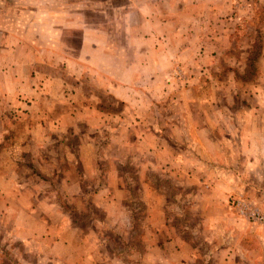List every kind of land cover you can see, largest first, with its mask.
<instances>
[{
	"label": "crops",
	"instance_id": "1",
	"mask_svg": "<svg viewBox=\"0 0 264 264\" xmlns=\"http://www.w3.org/2000/svg\"><path fill=\"white\" fill-rule=\"evenodd\" d=\"M16 3V0L13 3L0 0L3 8L0 24L10 19L15 24L13 29L0 26V264H110L112 257L97 231L102 230L103 223L97 222L90 228L91 233L82 235L75 221L66 218L67 211L57 206L54 199L61 195L66 200L77 198L78 211L87 212L83 207L85 192L82 187L85 182H93L97 186L91 201L94 199L95 205L105 210L108 218L122 211L132 218L130 209L119 198H114L115 193L121 194L117 180L118 159L108 161V165H115L107 179L112 188L102 194L105 186H98L105 164L101 149L109 143L104 145L94 136L101 134L100 115L85 107L83 94L78 88L73 94L63 76H46L44 71L38 72L37 66L44 63L62 72L67 62L64 58L77 55L80 72L76 80L87 85L88 82H83L85 71L82 70L100 68L103 63H98L100 56L96 58V55L114 52L129 58L119 66L121 69L145 71L140 76L142 84H149L152 77L158 78L169 70L174 58L190 70L202 68L194 62L197 55L205 58L203 70L212 65L207 59L211 61L217 55H224L228 65L243 66V60H235V52H230L231 46L219 48L217 42L224 38L234 39L241 31L240 21L254 22L256 10L264 6V0H33V7L37 3L36 8L41 5L37 11L33 8V13L41 11L44 4L47 20L54 24L51 29H41L46 30L45 34L34 29L32 44L23 40L30 34L19 28L23 21L16 13L20 16L22 8ZM119 22L127 33L123 40L117 31ZM262 30L258 29L259 37L264 36ZM256 32L253 28V37ZM45 36L57 38L45 47L53 49L56 56L62 55L61 62H57L58 69L45 62L50 61L46 55L50 50L37 44ZM262 45L258 61L264 58V40ZM250 48L249 45L245 52ZM236 50L239 55L244 53L241 46ZM89 55L93 57L92 65L87 60ZM132 80H125L122 88L111 86L113 95L125 102L138 100L132 89L124 88L126 84L136 83ZM227 80L229 86L234 84L231 76ZM110 82L119 83L112 79ZM249 95L253 104L243 101L244 105L234 112H204V127L195 123L180 124V118L186 117L181 110L163 115L162 121L169 119L166 128L155 129L157 123L153 117L157 112L150 109L155 104L144 98L136 102L142 105L141 111L139 106L135 114L128 111L131 122L124 132L129 140L125 138L123 143L117 144V149L126 150L127 159L131 160L132 155L138 156L132 160L143 159V166H148V161L155 156L153 169L159 165L160 170L167 167L169 173L160 172L159 178L195 190L197 205L192 202L190 192L185 195L186 203L199 208L208 233L206 240H211V233H223L221 243L224 245L219 248V255L198 256L193 249L188 254L182 253L185 245L182 237L173 234L160 241L156 232V240H147L144 244L147 252L143 263L256 264L264 261V254L250 253L238 243L235 250L225 243L226 235L230 237L232 223L226 214L230 211L228 198L246 197L254 205L264 207V94L257 93L254 85ZM27 164L36 167L39 176L31 179V175H26L31 169ZM203 164L205 170L199 168ZM67 167L78 168L77 177L62 176L64 170L59 175L58 172ZM59 181L65 183L64 188L53 186ZM144 185L150 191L148 185ZM147 191L144 200L148 201ZM116 204L121 205V211ZM150 205L158 221L157 224L152 221V226L170 227L165 210ZM213 221L225 224L222 222L221 229L214 228V224L210 226ZM245 227V223L238 222V231ZM245 235L246 232L240 231L237 240L241 241Z\"/></svg>",
	"mask_w": 264,
	"mask_h": 264
},
{
	"label": "rangeland",
	"instance_id": "2",
	"mask_svg": "<svg viewBox=\"0 0 264 264\" xmlns=\"http://www.w3.org/2000/svg\"><path fill=\"white\" fill-rule=\"evenodd\" d=\"M16 1V4H19L22 8L20 16L16 13L17 17H21V21H23L22 25H19V28H21L24 33L27 32L30 34L23 37V40L32 44L34 36L31 34H34V29H38L39 31H42L40 33L45 34L46 30L43 31L41 29H48L49 27V29H51L54 23L47 20V15H45L46 7L44 4L42 5V10L37 13L35 11H37V8L39 9L41 5L36 8L37 3L33 7V0ZM7 2L13 3V0H7ZM33 8L35 10L34 13ZM73 10H76V8L73 7ZM0 11H3L1 6ZM75 12H77V10ZM9 15H13L12 10L9 11ZM250 23H252V25ZM239 25L240 26L238 28L241 31L239 34H236L234 39L224 38L222 41L217 42V46L219 48H226L227 46L235 48L233 50L230 47V52H235V60H243V66L240 65L236 67V64L228 65L225 63L226 57L224 55H217L214 56L211 61L207 59V63L210 62L212 65H208L207 69L203 70L204 68L202 65L203 63H206L204 60L205 58L202 55H197L194 62H196V66H201L202 68H191L190 70L185 63H182L181 61L179 62L178 59L174 58V63L170 62L169 70L159 75L158 78H156V75L152 77L149 84H142L140 76L144 74L145 71L139 69H121L120 67L127 63L129 58H127V55L121 54V52H114L106 55H96V58L97 56H100L98 58V60L100 59L98 63H103L100 68L97 67V69L94 70L93 68H89L92 69V71L82 70L83 72L85 71L83 75V82H88V85L80 84L76 80L80 72V67H78L79 61H77L76 58L77 55L64 58V61L67 60V62H64L66 67H63L62 72L54 70L49 66L47 67L44 63L40 67L37 66L38 72L39 70L42 72L44 71L46 76H63L65 82L70 86L68 89L71 90L73 94L78 92L76 88L81 91H79V93H82L85 97V107L89 110L95 111L93 113L97 116L100 115L101 119L99 128L101 129V134H94V136L98 137L99 140L102 141V144L105 145L109 143L108 145L110 146L101 149V156L105 159V164L102 166L104 172L101 174V181L98 186L100 187L102 184L105 186L103 188L105 190L102 194H106L107 192L105 191H110L112 188L109 185V180L107 182V179L111 177V172L114 170L115 165H108V161L118 159L117 166H119V172L117 173V180L118 188L121 191V194L115 193L114 198H119V200L122 201V204L130 209L132 218L126 217L125 212L123 211L121 213H114L108 218L105 210L97 207L94 199L91 201V197H93V190L97 186V184L93 182H85L84 186H87L86 189L82 185V189L85 192L83 207L87 209V212L78 211L79 199L77 198L66 200L65 198H62L61 195L55 197L54 199L57 206L62 208L64 211H67L66 218L68 220L72 219L75 221L76 226L80 228L78 230L82 235H87L88 232L91 233L90 228H94L97 222L101 221L103 223L102 230L97 229V231L101 233L103 242H105L108 248V251L106 250V252L110 257H112V260L109 262L110 264H113V260L114 264H145L142 262V258L147 252L144 244L147 240H156V238H154L156 232L158 236L157 239L160 241L173 236V234L178 237H182L181 239L185 243L184 247H182L183 254H188L190 249H193L195 255L198 256L219 255V248L224 245L221 243L223 233L221 231L211 233L212 236L209 235L212 237L211 240H206V238H208V233L207 229L204 227V220L201 215H199V208L195 206L197 205V197L195 198L193 195L195 190L190 189L188 186H176L175 182H169L170 179L159 178V173L163 171L168 173V169L166 167L160 170L159 165H156L153 169V165L156 164L155 156L154 158L152 156V159L148 161V166H143L142 164L145 162L143 159L139 161L132 160L137 159L138 157H133V155L131 156V160L127 159L128 152L123 149H117V144L120 145V143H123L125 138L127 141L129 140V136H127L126 132H124L127 124L131 122L128 111L132 114L134 111L138 110V106L139 111H141L140 106L142 105H140V103L137 104L136 102L141 101L142 98L150 100L155 104V107H150L152 111L157 112L153 117L157 123V127L154 125L155 129L160 127L164 129L166 128L165 124H168L167 121H169V119H164V121H162L163 115H167L168 112H181L182 110L186 117L182 116L180 118V124L184 123L186 126L188 123H195L196 125L204 127V112L208 113L210 110L234 112V110H237L238 107L244 105L243 101H249L250 104H253L249 93L253 90L254 85H256L257 93L261 92V94H264V58H261L260 61L257 60V55L260 49H262V41L264 40V36L259 37L258 31L259 28L264 29V6L256 10L254 22L252 20L244 22L240 21ZM0 26L2 29H13L15 24L12 19H10V21L7 20L5 24H0ZM253 28L257 31L255 37H253L252 34ZM30 31L33 33H29ZM117 31L120 38L123 40L125 34L127 33L125 29H122L121 22H119ZM263 32L264 30H262V33ZM53 40H57V38L45 36L42 37L40 41H37V44L40 47L43 45L45 47L47 44L51 45ZM231 42H233V44ZM249 45L251 48L247 53L245 51ZM240 46L244 51L241 55H239L236 50ZM45 48L50 50V52L46 54L47 59L50 61L47 60L45 62L53 64L58 69L59 64L57 62H61L60 59L63 58L62 55L57 54V57L56 52L53 49H49V47ZM89 57L90 59L87 60H89V64L92 65L93 57L91 58V55H89ZM229 76L232 77L234 83L231 86L227 83V77ZM130 77L133 78L132 81L136 83H131L130 85L126 84L124 85V88L132 89L134 98L138 100H134L133 102L121 101L120 98L113 95L114 90H112L111 86L122 88L121 85L125 80L129 81L131 79ZM111 79L118 81L119 83L111 84ZM95 81H97L96 84ZM241 95L243 97H240ZM177 98L180 100H176ZM93 121V123H96L95 119ZM138 125H141V121H138ZM135 139L136 136L133 134L132 140L135 141ZM111 140H113L115 144H113ZM108 157L110 159L106 161ZM27 166L31 169L26 175H31V179H33V176H39L36 167H29V164H27ZM199 168L205 170L206 166L203 164ZM73 169L71 167H67V169H61L58 173L60 175L63 172L62 170H64L65 173L62 174V176L67 175L70 178L74 176L77 177L76 172H78V168ZM34 181L38 182L37 179ZM54 184L55 188L65 187V183L60 181L59 183H53V186ZM144 184L148 185L150 191H147L145 187H143ZM123 187H127V189L125 188L127 192L123 189ZM146 191L149 192L148 201L144 200ZM189 192L191 193L190 196H193L192 202L195 203V205L193 203L190 205L189 203H186L187 198L185 195H189ZM236 198H239V196L230 197L227 200V207L230 211L226 214H229L228 217L232 219V223L230 225L231 229H229L230 237L229 235H226L227 237H225V243H228V247L234 246L235 250L238 243L241 248L249 249L248 251L250 253L251 251H254V253L257 254H264V225L237 214L234 202ZM104 203L105 201H102V204ZM149 203L152 206L158 207L160 210H165L164 215L170 220L167 224L170 227L159 229L152 226V221L156 224L158 221L157 216H155L156 212H152V207H149ZM116 206L119 211L122 210L121 205L118 206V204H116ZM254 206L260 211V213L264 214V207H260L259 205ZM174 213L177 214L174 215ZM116 217H118V222L116 221ZM239 221L246 224L244 230L240 229L238 231L237 224ZM116 222L120 226L118 229H116ZM222 222L225 224L224 221H220L215 224L213 221V223H210V226L214 224L212 227H219L221 229ZM226 223H229V221L226 220ZM131 226L133 227L128 228ZM240 231L244 233L246 232V235L245 238L238 241L237 236H239ZM171 253L172 252H170V254ZM165 254H168L167 251ZM156 264H160V262ZM193 264L198 263L194 262ZM256 264H264V261Z\"/></svg>",
	"mask_w": 264,
	"mask_h": 264
},
{
	"label": "built area",
	"instance_id": "3",
	"mask_svg": "<svg viewBox=\"0 0 264 264\" xmlns=\"http://www.w3.org/2000/svg\"><path fill=\"white\" fill-rule=\"evenodd\" d=\"M234 202L237 214L264 225V214L260 213L247 198L239 196Z\"/></svg>",
	"mask_w": 264,
	"mask_h": 264
}]
</instances>
